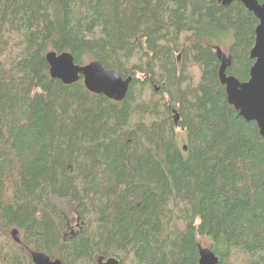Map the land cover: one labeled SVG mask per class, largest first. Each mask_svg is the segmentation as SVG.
I'll return each mask as SVG.
<instances>
[{
    "label": "trees",
    "instance_id": "1",
    "mask_svg": "<svg viewBox=\"0 0 264 264\" xmlns=\"http://www.w3.org/2000/svg\"><path fill=\"white\" fill-rule=\"evenodd\" d=\"M258 26L238 1L0 0V264H264V137L221 79L250 80ZM49 52L132 78L126 99Z\"/></svg>",
    "mask_w": 264,
    "mask_h": 264
},
{
    "label": "water",
    "instance_id": "2",
    "mask_svg": "<svg viewBox=\"0 0 264 264\" xmlns=\"http://www.w3.org/2000/svg\"><path fill=\"white\" fill-rule=\"evenodd\" d=\"M235 1L242 3L259 20L255 46L251 54L255 64L248 82L240 83L234 78H227L224 72L221 73V79L226 85L230 104L245 120L256 122L264 137V3L260 4V0H220L224 5H230ZM46 60L51 77L65 85H74L82 79L86 89L92 94L104 96L114 102H122L127 97L132 78L125 80L117 72L106 70L100 62L82 66L76 64L72 54L56 52H49ZM179 120L178 113L174 112L176 126ZM13 238L16 242H20L17 231L13 232ZM199 254V264H219V259L211 249L200 248ZM32 259L34 264H62L60 260H52L48 255L40 252H33ZM99 264H119V262L109 259L104 263L101 259Z\"/></svg>",
    "mask_w": 264,
    "mask_h": 264
},
{
    "label": "rangeland",
    "instance_id": "3",
    "mask_svg": "<svg viewBox=\"0 0 264 264\" xmlns=\"http://www.w3.org/2000/svg\"><path fill=\"white\" fill-rule=\"evenodd\" d=\"M225 51H227V50H225ZM58 205L61 206L65 210V212L70 216L71 221H72V223L74 225V228H75V230H77L78 226H79V223L77 221L78 219H77V215H76V212H75V207L72 204H70L68 201L59 202ZM105 262L106 261H104V263Z\"/></svg>",
    "mask_w": 264,
    "mask_h": 264
}]
</instances>
